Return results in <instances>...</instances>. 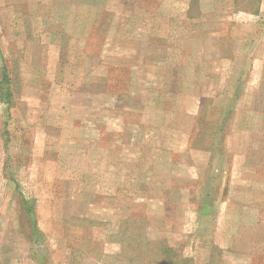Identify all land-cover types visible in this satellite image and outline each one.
<instances>
[{"label":"rangeland","instance_id":"rangeland-1","mask_svg":"<svg viewBox=\"0 0 264 264\" xmlns=\"http://www.w3.org/2000/svg\"><path fill=\"white\" fill-rule=\"evenodd\" d=\"M158 245L264 264V0H0V264Z\"/></svg>","mask_w":264,"mask_h":264},{"label":"trees","instance_id":"trees-1","mask_svg":"<svg viewBox=\"0 0 264 264\" xmlns=\"http://www.w3.org/2000/svg\"><path fill=\"white\" fill-rule=\"evenodd\" d=\"M29 209H27L28 211L32 210L31 207L28 206ZM33 223V222H32ZM34 227V223L32 224ZM156 251H159L160 254H162L164 257L168 256L169 254L171 255V257L174 258V260L178 263V264H185V262L187 260H189L188 258H184L182 256H180L179 254L174 252V249L171 248V246L167 245L165 247H161L160 245H158ZM173 263V261H170Z\"/></svg>","mask_w":264,"mask_h":264}]
</instances>
